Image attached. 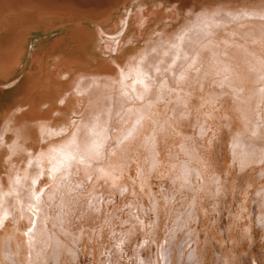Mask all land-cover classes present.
<instances>
[{
  "label": "clouds",
  "instance_id": "1",
  "mask_svg": "<svg viewBox=\"0 0 264 264\" xmlns=\"http://www.w3.org/2000/svg\"><path fill=\"white\" fill-rule=\"evenodd\" d=\"M115 3L0 61V264H264V0Z\"/></svg>",
  "mask_w": 264,
  "mask_h": 264
},
{
  "label": "bare ground",
  "instance_id": "2",
  "mask_svg": "<svg viewBox=\"0 0 264 264\" xmlns=\"http://www.w3.org/2000/svg\"><path fill=\"white\" fill-rule=\"evenodd\" d=\"M116 6L115 0H0V61L11 63L19 58L23 64L9 80L21 71L25 79L42 80L50 74L53 57L65 60L82 54L85 37L69 18L99 20ZM46 12L53 15L50 22L40 19ZM20 87L0 91V102L14 104Z\"/></svg>",
  "mask_w": 264,
  "mask_h": 264
}]
</instances>
